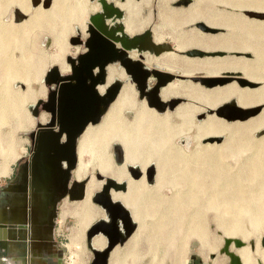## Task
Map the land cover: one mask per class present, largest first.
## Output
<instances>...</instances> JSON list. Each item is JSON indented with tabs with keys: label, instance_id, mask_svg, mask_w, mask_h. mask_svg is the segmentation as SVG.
I'll list each match as a JSON object with an SVG mask.
<instances>
[{
	"label": "bare ground",
	"instance_id": "6f19581e",
	"mask_svg": "<svg viewBox=\"0 0 264 264\" xmlns=\"http://www.w3.org/2000/svg\"><path fill=\"white\" fill-rule=\"evenodd\" d=\"M260 1H258V5L260 6L262 4L261 6H263L264 3H261ZM245 2L247 3V0ZM250 2L251 1L249 0V3ZM246 3L243 2V4L245 5ZM2 4L7 5L4 0H0V8ZM66 4L63 3L62 0H52V3L48 9L35 8L36 10H33L34 12H32L31 9L26 6L25 3H22L21 9L22 13H24L25 18L22 20L23 22H20L19 24H16L13 21V17H11L12 19H10V21H4L3 13L2 11H0V71H2L6 75L12 74L15 75V77L23 78L25 85V90L23 92L25 98L28 99L22 100L23 98H16L9 100L8 98L1 97L0 94V120H6L11 116H14V119L21 120V103H23L24 105V102L26 103V101L28 102L33 100L34 96L40 91V86H42L38 85V88H36L35 90L31 88L32 86H34L33 83L35 81L40 80V76L44 68L43 66L46 64L43 65L44 61L42 57L44 58V56L42 55H38L36 58L32 59L30 44H28L29 30L35 28L39 29L40 27H48L47 29L54 32L55 23L57 20L63 22L64 25H69L70 21H74L78 25L80 24L82 19L81 17L83 16L82 14L84 13H82V9H85V6L79 5L78 3L74 5ZM236 5L238 6L239 4ZM258 5H256L257 8ZM241 6L243 7V5ZM121 7H124L127 11V9H129L131 6L129 4H123L121 5ZM238 7H240V5ZM244 7L247 8V6ZM248 8H250V5ZM262 8L260 9L262 10ZM163 15L166 14L163 13ZM167 17H169V15ZM166 19L171 20V18ZM176 21L178 20L175 19V23ZM125 22V31L127 33H130L136 27L138 28L137 25H134V21L131 19H128ZM262 22L264 23V21ZM176 24L178 25V23ZM234 24L236 25V23ZM254 26L255 28L252 29L258 30L259 28L263 32V24L260 23L259 26ZM251 27H248L247 29ZM256 32L261 33L258 31ZM64 36H66V34H61L58 31L57 33L55 32L53 34V42L54 45L57 46L58 52L55 54H50L48 56V62L56 63L58 65L57 69L60 73L65 72L68 68V65L65 64L63 60V56L67 52V50L65 49L66 44L63 40ZM176 37H178L177 39L180 38L177 34ZM204 37L205 36H203V38ZM226 37L220 36V40L221 38V41H223L224 38L226 40ZM191 38L192 40H194L193 37ZM190 39H185L184 41H186L187 43V41ZM172 41L174 40L172 39ZM202 41H204V39ZM178 42L181 41H177V43ZM196 42L198 41L196 40ZM181 43L182 45H184V42ZM216 43H218V40L217 42H215V44ZM221 43H219V45ZM201 44H203V42H201ZM215 44H212L213 47L212 45L210 47L216 48ZM259 44L260 43H258V45ZM18 45H24V48L23 50L21 47L17 49L19 52V56L14 57L12 51L8 50V47L12 48ZM178 46L179 48L177 49H180V45H177V47ZM198 46L204 47L200 44H198ZM255 46H257V44ZM222 47L220 46L219 48ZM233 47H235V44L233 45ZM261 47L258 46L257 48H259V50H262L260 49ZM223 48L225 49L226 47ZM255 55L256 57L258 56L257 54ZM129 56L132 57L133 54L131 53L129 54ZM223 58L222 60L224 62L225 58ZM187 59L183 57L179 59L178 56L175 55L172 51H163L158 57L143 56L144 64L153 65L156 66L158 69L162 70L163 73L158 75V78L160 79L165 78L168 75L167 73H169L170 71H174L176 68L180 70L181 76H190L193 73H200L201 71H205L203 69L200 70L201 67L199 70H195V67L198 66L201 61L198 62V65L195 66V61H193V59H190L191 62L193 61L192 63L195 66L194 67L190 65L191 67L195 68L193 69L189 66L190 63L188 64L189 60L187 61ZM218 61H221V59L217 58V62ZM207 62H209V60ZM212 62V64L215 63L214 61ZM228 63L231 62L227 61V64ZM217 64L218 63H216V65ZM252 65L253 64H251V66ZM203 67H206V65ZM209 70L210 71L205 72L211 73L210 75L216 74L214 71L211 70V68ZM238 70L235 69L233 70V72L236 73L238 72ZM103 72V82L101 84L95 85V89L98 94H101L104 88L112 85V83L117 81L116 79H120L122 82L120 83L113 99L108 103L109 106L107 104L108 108L102 115V117L100 115L101 118L99 117L97 122L93 124L87 123L79 133L80 135L77 141V150L79 159L81 160L84 155L88 156L91 159V165L97 170V172H99L100 175L109 177L116 182L124 183L125 190L123 188L122 191L111 189H109L108 191L110 199L118 201L121 204V206L127 211L130 220L134 224L133 230L121 242V244H123L126 239L131 235L132 236L130 237V241L128 240L129 243L131 241H133V243H136L138 240L141 239L142 225L144 220L143 216L145 210L143 204L147 203V206H149L150 203H153V205H155L159 201V197H151V194L153 192V185L146 181L143 174L146 166L151 162L152 158L155 167V186H161L163 184L165 185L166 183L182 185L187 191V197H185L184 199L187 200L190 205H198L201 202L202 205L205 206V208L210 207L211 209L216 211H214V216H217L216 219L220 222V225L218 227L221 228L222 232L224 233V236H226L227 238H238L240 239V241L245 242L252 235V232L254 233V230L259 231L260 228L264 227V135L252 141L248 137H245L247 132L246 127L234 123L235 125L227 127L229 128V130L227 129L228 134L226 138H224V140L216 148L213 147L215 149L208 148L210 147L209 144H204L202 148H199V146H201L199 145L198 148H196V150L192 154V156L186 158L177 154L178 150L174 147L176 137L181 133H185L183 132L184 128H186L185 131L187 132H190L192 130V127H189V123L193 121L191 118V114H193V111L199 110L200 107L197 108L195 105H189L184 100V102L182 101L176 103V105L171 109H165V105L161 103V101H168L170 98H176L179 95H183L186 97V99H192V102L193 100H195L199 103H203L204 106H207V108L209 107L213 109L216 106L225 102H232L240 106V108H248L251 107V105L253 104H260L264 102V83L261 86L255 85L256 88L254 87V89H250L246 86L244 88L237 87L235 85L236 83L234 84L230 82L224 86L221 85L220 87H213V89L211 90H206L204 88H201L200 86H197L196 84H185L181 80L169 79L161 86H159L156 90L160 100L158 98L155 100V98L153 97V93H151V106L148 107L146 106L147 104H144L143 101L140 100V98L138 102L134 100V92L132 90L131 83L127 82V80L124 78L123 70L115 68L114 66L109 65L107 63L104 66ZM251 80L255 82H260V80ZM151 107H161L165 110L161 113H157ZM202 108L203 107H201V109ZM127 112L131 113V119L123 117V114H126ZM213 115H208L205 120L203 119V121L196 123V130L207 131L206 133L225 131L226 129L224 130V127H221L220 120L213 117ZM216 117L219 116L216 115ZM24 119L29 120L28 116L27 118L25 116ZM251 123L257 129L264 127V107L260 109V111L258 112V116L254 120H252ZM231 124L232 123H230V125ZM196 134L197 133H194V135ZM248 141L250 143H247ZM112 142H116L122 147L123 159L120 165H115L114 162L111 161L112 159L110 158L109 153H107L106 151L107 146ZM244 143H247L248 145L250 144V147H248L249 150L250 148L254 149L253 152L246 157V159H248V161L250 160V162H248L244 167L242 166L243 170L241 168L242 172L240 174L228 175L227 172L229 166H227L226 162L224 163L223 161V159L226 157L225 152L229 150V152L233 151V153L235 152L236 154V151L240 147H243ZM201 150L203 152H201ZM235 154H231V156H235ZM11 156H14L12 158L14 160L17 156H19V154L7 153V157ZM86 166H88V163H86ZM129 166H137L142 171V175L139 177L138 174V176L135 178L131 177L129 171H127ZM99 185L100 184L95 183V181L93 180H90L87 184V196L83 199L81 205L82 207L80 206V208L82 209L80 211H76L78 212V223H80L81 225L85 226L89 224L94 219V217L103 215V213L98 208L92 207L88 203L90 197V190L93 188H97ZM167 204L168 208L164 211L156 209V213L159 217L157 218L156 224L153 225V238L155 240L153 248L155 250L152 251L153 253L151 257V262L149 264H159V262L155 258L157 250H163V255H165L167 252H172L175 258L173 264H183L185 239L183 237L184 234L182 233L187 230L185 226V221H188V229L191 231V233L200 238L202 247H205L208 244L206 234L207 227H204V225L202 224V221L205 220L203 217H200L199 215L194 216L193 214L184 213L183 208L185 206V202L182 200H176L174 198H171V201H168ZM153 214H155L154 209ZM179 232H182L181 237L179 239H176L177 233ZM89 244L95 249H100L104 244V238L102 235L99 234L93 235L89 238ZM242 244L236 248H232L229 243V247L237 256L240 264H253L249 246L245 245V243ZM117 245L118 244H115L109 249L106 258V264H108L110 254ZM122 250L124 249L122 248ZM124 253L126 252L122 253L123 256L125 255ZM163 255L162 257H164Z\"/></svg>",
	"mask_w": 264,
	"mask_h": 264
},
{
	"label": "rangeland",
	"instance_id": "374dc122",
	"mask_svg": "<svg viewBox=\"0 0 264 264\" xmlns=\"http://www.w3.org/2000/svg\"><path fill=\"white\" fill-rule=\"evenodd\" d=\"M4 1L5 3H7V5L2 4L0 8V11H2L3 13V20L10 21V19H12L11 17H13V21L16 24L23 22L22 20L25 18L24 13H22V9H21L22 3H25L26 6L31 9L32 12L36 10L35 8L48 9L52 3V0H4ZM103 1L105 4H109L111 6L113 5L115 8H117L120 11L119 17H115L114 14H111L110 17L106 18L103 13L105 11H102L99 0H62L63 3L65 4L67 3L66 5H74L78 3L79 5L85 6V9L84 8L82 9V13L83 12L84 13L82 14L83 16L81 17L82 19L79 25L74 21H70L71 26L70 24L64 25L63 22H61L60 20H57L55 23L54 32L47 29L48 27L46 28L40 27L39 29L35 28L32 30L31 29L29 30L28 44H30V48L32 52L31 53L32 59L36 58L38 55L40 56L42 55L44 56V58L42 57L44 61L43 65L46 64L43 66L44 68L40 76V80L35 81L33 83L34 86H32L31 88L35 90L36 88H38V85H42V86H40V91L34 96L33 100L28 101V102L26 101V103L23 101L24 105L23 103H21L22 104V109H20V111L22 112L21 120L14 119V116H11L6 120H0V168L5 165L6 159H9L8 161L12 162L13 168L17 169V165L21 164L28 154L29 140H28V137L26 136V133H28L29 131H33L37 123L42 124L48 118V113L42 110L40 105L42 101H45V96L47 94V86L49 85V87L52 88L53 85L49 83L46 86V84L43 83L42 78L47 77L49 73L48 70L50 68H55V70L59 74L68 73V68L65 72L60 73L57 69L58 65L56 63L48 62V56L50 54H55L58 52L57 46L54 45V42H53V34L55 32L57 33V31L61 34H66L63 40L66 44L65 49L67 50V52L63 56V60H64V63L67 64L66 63L67 57H74L76 54L81 53L85 50V48L82 45V41H84L88 37L87 32H88L89 26L93 27V25L89 22V20L93 18L94 15H96L97 13L101 14L102 22L105 25L109 26V25H114L116 23L119 24L125 36L130 37V36L137 34V36L139 37L138 40L141 43H144L145 38L144 36H142V34L147 33V35L145 36L146 39L152 42L153 44L155 45L165 44L169 46L167 50L166 49L161 50L158 54H153L152 51H148L146 50V48L144 50H140L136 48L124 49V53L127 58H129L132 62L137 63V65L142 70L147 71V73L141 79V83L143 84V86H142L140 100H142L144 104H146L145 97L148 98L151 104V93H152L151 88L153 87L156 81L155 77L151 74V70H157L158 72H160V74L163 72L161 69H158L156 66L144 64L143 56H149V57L157 56L158 57L163 51H172L175 55L178 56L179 59H181L182 57L185 59L188 58L187 61L189 60L188 62V64L190 63L189 66L190 65L196 66L198 65V62L201 61L202 63L200 62L198 66L196 67L194 66L196 69L194 67H191V66L190 67L195 70H199L201 67L200 70L203 69L205 71H210L209 69L211 68V70L216 73L215 75H210L211 73H206L205 71L203 72L201 71L200 73H193L190 76L189 75L181 76L180 70L176 68L174 71H170L169 73H167V74L172 75L170 80H181L185 84L186 83L196 84L197 86H200L201 88H204L206 90H211L213 89V87L217 88V87H220L221 85L224 86L230 82L234 84L236 83L235 85L237 87L244 88L246 86L250 89L251 88L254 89L255 85L261 86L264 83V72H263L264 29H262L263 32L259 28L258 30L252 29V28H255L254 25L259 26L260 23L263 24L264 26V23L262 22L264 21V4L263 6H261L262 5L261 4L260 5L261 7H260L258 5L259 4L258 1L260 0H250L251 1L250 3H249V0H247V3L245 2L246 0H103ZM242 1L246 3V5L243 4ZM260 2L264 3V0L263 1L261 0ZM39 4H42V5H39ZM123 4L125 5L129 4L131 6L129 9H127L128 12L126 11L124 7H121V5ZM236 4H239L240 7H238L239 5L237 6ZM241 5H243V7ZM249 5H250V8H248ZM256 5H258L259 9L257 8ZM244 6H247V8ZM260 8H262V10ZM163 13H165L166 15H163ZM168 15L169 17H167ZM185 16H189V17H185ZM165 17L169 19L171 18L173 22L171 20H167ZM128 19L133 20L134 25L138 26V28L137 27L134 28L130 33H127L125 31V23H126L125 21H127ZM175 19L178 20L176 21L178 25L175 23ZM234 23H236V25ZM251 24H252V27H251ZM248 27H251V28L247 29ZM256 31L261 32V33H257ZM113 32L116 34L118 33L115 31ZM181 32L183 33V35ZM176 34L180 37L179 39H177L178 37H176ZM222 35L224 37L228 36L226 37V40L225 38L223 39V41H221L222 38L220 40V36L223 37ZM157 36H159L160 38ZM203 36L205 37L203 38ZM191 37H193L194 40H192ZM227 38H228V41H227ZM172 39L175 42L172 41ZM185 39L186 40L190 39L188 41H191V42L187 41L186 43V41H184ZM195 39L198 42H196ZM203 39L205 42L202 41ZM217 40H218V43H216L217 44L216 45L215 42H217ZM177 41L184 42L183 43L184 45H182L181 42L177 43ZM201 42H203V44L205 43L206 44L203 45L201 44ZM211 42H214V43H211ZM221 42L224 44H222ZM112 43L114 47L120 48V46H118L119 45L118 42H112ZM194 43H198L204 47L198 46V44H194ZM219 43L221 44L219 45ZM230 43L233 45L235 44V47H233V45H231ZM258 43L260 44L258 45ZM212 44H215L216 48H211L210 46ZM256 44L257 46H255ZM177 45H180V49H177L179 48V46L177 47ZM23 46L18 45L12 48L8 47V50L12 51V54L14 57H18L19 52L17 49L21 47L23 50L24 48ZM220 46L221 47L223 46L226 48L225 49L223 47L219 48ZM258 46L259 47L262 46L260 48L262 50H259V48H257ZM131 53L133 54L134 57L129 56V54ZM253 53L257 54L258 55L257 57H259L260 54L261 55L259 58H257L256 55ZM223 57L225 58L224 62L222 60ZM217 58L221 59V61L217 62ZM190 59H193V61H195L194 65L192 63L193 61L191 62ZM208 60L209 62H207ZM196 61H197V64H196ZM203 61H206L207 63ZM212 61L215 62L214 63L215 66L214 64H212L213 63ZM227 61L231 63L227 64ZM251 61L254 63H252ZM216 63L220 65L218 64L216 65ZM108 64L114 66L115 68H119L122 70V68L119 66L117 61L110 62ZM251 64L253 65L251 66ZM205 65L206 67H203ZM229 68H231L232 70ZM235 69L236 70L239 69L238 72L234 73L233 70ZM123 74L127 82L131 83V87L134 92V95H133L134 100L138 102L139 97H138V91L135 88V83L130 80L128 74H125L124 72ZM133 76L135 77V80H137V82H140L139 75L135 74ZM238 77L239 79L242 78L245 82L242 83L238 81ZM200 78H220L223 80L225 79V81L222 84H217L218 86L214 84L208 87L202 83H199L198 79ZM251 79H254V80L261 79V80L260 82L258 81L255 82V81H252ZM116 80L119 82V85H120L122 81L120 79H116ZM206 82H209V80H207ZM0 87H1L0 88L1 97L8 98L9 100L16 99V98H21V99L23 98L22 100L27 99L25 98L24 92H23L25 90L24 79L21 77H15V75H12V74L6 75L2 71H0ZM156 95H157V98L159 99L157 92H156ZM184 100L189 105H195L197 108L199 107L200 108L199 110L193 111V114H191V118L193 121L189 123L190 124L189 127L191 126L192 130L190 132L189 131L187 132L185 131L186 128H184L183 132L185 133H181L180 135L176 137L175 145L177 147L175 145L174 147L178 150L177 154H179L180 156H183L186 158L189 156H192V154L194 153L196 148H198L199 145H201L199 146V148H202L204 144H209L210 147L208 148H213V147L216 148L218 145H220V143L224 140V138H226L228 134L227 129L229 130V128L227 127H231L232 125H235V124L245 126L246 131L248 132V133L246 132L245 137L246 138L248 137L252 141L264 135V127L257 129L251 123V121L254 120L258 116V112L260 111V109L264 107V102L260 104H253L251 105V107H248V108L241 107L244 110H252L251 113L253 114L249 115L247 118H243V119L233 118L232 120L226 116L216 117L213 111L216 109L217 106L213 109L209 107L207 108V106H204L203 103L201 102L199 103L195 100H193L192 102V99H188V98L186 99V97L183 95H179L176 98L175 97L170 98L168 101H161V103L165 105V109H171L176 105V103H179L182 101L184 102ZM174 101L175 103L172 104ZM234 105H236L237 107H240L237 104H234ZM30 106L32 108H29ZM108 106L105 108L102 115L105 113ZM201 107L203 108L201 109ZM151 108L155 110L157 113H161L162 111L165 110V109H162L161 107H158V108L151 107ZM225 108L227 110V108L229 107H225ZM208 115H213V117L220 120L221 127L222 128L224 127V130L225 129L226 130L223 132H215V133H210V132L206 133L207 131H197L195 124L200 121H203V119L205 120ZM25 116L26 118L28 116L29 120L24 119ZM123 117H126L127 119H131V113L127 112L126 114H123ZM230 123L232 124L230 125ZM194 133H197L198 135L197 134L194 135ZM79 135L80 134H78L77 139L75 140V145H76L75 164H74L73 169L70 171L69 180L78 181L82 178H85V181L83 183V188H82V196L80 199H77V200H68L66 197H63L55 203L54 215L52 218L51 235H50L51 242L49 245L48 243H46L44 246H41L40 248L41 250H39V253H38L39 259L41 258L45 264H89L91 253L85 244V237H84L85 229L90 223H93V221H95L96 219L101 218V217L104 218V213L102 209L95 203L91 202L90 197H89L88 203L90 204V206L98 208L103 213V215L94 217V219L85 226L78 223L79 218H78V212L76 211H80L82 209L80 208V206L82 205L83 199L87 196V184L89 183L90 180H93L95 181V183H98V184L101 183V180H96L93 177V173L97 172V170L93 168V166L91 165V161H90L91 159L86 155H84L81 160L79 159L78 150H77V141H78ZM247 143H250V142L248 141ZM247 143H244L243 147H240L236 151V154L235 152L233 153V151H230V152L229 150H227L226 152L224 151L226 153V154L224 153L226 155L225 157L226 159L224 158L223 161L224 163L226 162L227 166H229L228 172H227L228 175L240 174L243 170L242 166L244 167L248 162H250V160L248 161L246 157L249 154H251L254 149L250 148L251 150L250 151L248 148L250 147V144L248 145ZM112 144L117 145V148L121 154L119 163L118 164L114 163V164L120 165L123 159L122 147L120 144L116 142H112L107 146L106 151L107 153H109V156L112 159L111 160L112 162H114ZM201 152L203 151L201 150ZM7 153H11V154L16 153L22 156L21 157L17 156L13 160L12 158L14 156L7 157ZM231 154H235V156H231ZM86 163H88V166H86ZM150 168L152 169L151 178L146 181H148L150 184L153 185V192L151 194V197L153 198L159 197V201L155 205H153V203L152 204L150 203L149 206H147V203L143 204V207H145V210H144V216H143L144 220H143V225H142L141 239L138 240L136 243L135 242L133 243V241L129 243L130 241V238H129L128 239L129 241L127 240L123 245L118 244L114 248L115 252L110 254L109 264H149L151 262V257L153 253L152 251L155 250L153 248L154 246L153 244L155 243V240L153 238V225L156 224L157 218L159 217L158 214L156 213V209L162 210V211L167 209L168 208L167 203L168 201H171V198L184 201L185 206L183 208V212L187 214L188 213L193 214L194 216L199 215L200 217H203L205 220L202 221V224L204 225V227H207L206 234H207L208 244L205 247H202L200 238L192 234L191 231L188 229L189 227L188 221H185L186 222L185 226L187 230L184 231L183 233L182 232L177 233L176 239H179L181 237V233L184 234L183 237L185 239L183 264H190V262L192 264H196V259L200 260L202 264H222L225 261L226 257L222 254H218L217 248L221 244V238L223 237L227 238V237L224 236V233L222 232L221 228L218 227L220 225V222L217 221L216 219L217 216H214L216 211L211 209L210 207L205 208V206L202 205L201 202H200L201 204L199 203L198 205L197 204L190 205L188 201L184 199L185 197H187L186 196L187 191L182 185H178V184L174 185V184L166 183L165 185L163 184L161 186H155V181H154L155 167L153 163V158L144 170V173H143L144 177L146 176L147 171ZM129 170L130 172H134V171L137 172V174H139V177L142 175V171L137 166L135 167L129 166L128 171ZM9 182L10 181H6V178L0 179V195L1 193L4 192L5 193L4 196L7 195V202L17 204L18 201L14 199L15 196H17V194L14 191H9V187L7 186ZM98 188L99 186L97 188L91 189L89 192L90 196ZM118 191H122V190H118ZM153 209H154L155 214H153ZM3 213L6 216L5 218H8V215H9L8 210L3 209ZM261 237L264 240V227L260 228L259 231L254 230V233L252 232V235L245 242L244 241L242 242V243H245V245H248V241L249 240L252 241L253 245H252V248H250V253H251L253 264H256V262H258L259 264H264V244L263 245L259 244V238ZM228 238H231V237H228ZM34 242L36 243V241ZM122 248L124 250H122ZM123 252H126L125 253L126 255L123 256L122 254ZM209 253H212V254H209ZM162 255H163V250H157L155 254V258L159 262V264H173L174 263L175 258L172 252H167L165 255H163L164 257H162ZM32 264H36V261H32Z\"/></svg>",
	"mask_w": 264,
	"mask_h": 264
},
{
	"label": "water",
	"instance_id": "95a60500",
	"mask_svg": "<svg viewBox=\"0 0 264 264\" xmlns=\"http://www.w3.org/2000/svg\"><path fill=\"white\" fill-rule=\"evenodd\" d=\"M99 1L106 18L111 14L119 17L120 11L117 8L105 4L103 0ZM89 22L93 27L89 26L88 37L82 41L85 50L74 57L66 58L68 73L59 74L55 68H50L47 77L42 78L46 86L49 83L53 85L52 88L47 86L45 101L40 105L42 110L48 113V118L42 124L37 123L33 131L26 133L29 140L27 157L17 165L16 172L7 185L9 191L17 194L14 199L18 203L6 208L9 212L8 218H5L3 209H0L1 243L6 240L13 243L19 241L24 243L23 249H26V245L27 248L34 244L44 246L51 237L55 203L63 197L68 200L81 198L85 178L78 181L69 180L70 171L75 164V140L87 123L97 122L119 87V82L115 81L111 87L104 88L101 94L96 92L95 85L103 82L104 66L117 61L123 72L135 83L140 98L143 86L141 79L147 71L127 58L124 49L146 48L157 54L169 48L165 44L155 45L148 41L145 37L147 33L142 34L145 38L144 43L138 40L137 34L125 36L119 24L105 25L100 13L94 15ZM112 42H118L120 48L114 47ZM135 74L139 75L140 82L135 80L133 76ZM151 74L156 79L151 88L156 100L157 87L168 81L172 75L168 74L160 79L158 78L160 72L157 70H151ZM207 80L209 82H206ZM198 81L210 87L214 84H222L225 79L200 78ZM238 81L245 82L241 78H238ZM145 102L151 106L146 97ZM174 103L175 101L172 104ZM225 107L229 108L226 110ZM251 111L237 107L232 102H226L217 106L213 112L217 116H226L232 120L252 115ZM112 150L113 161L118 164L121 154L116 144H112ZM151 172L152 169H148L146 180L151 178ZM130 175L134 178L138 176L135 171L130 172ZM93 177L101 180V183L90 196V201L102 209L104 218H98L87 226L84 235L85 244L91 253L89 264H106L109 249L115 244H121L133 230L134 224L127 211L118 201L111 200L108 193L109 189L123 190L124 183L116 182L97 172L93 173ZM15 212L19 215L18 220L12 217ZM11 232L12 234L9 235ZM96 234L104 238V244L100 249H95L89 244V238ZM229 243L232 248H236L242 244V241L237 238H221L217 253L226 257L222 264H240L237 256L229 249ZM259 244H264L262 237L259 238ZM252 245V241L249 240V248H252Z\"/></svg>",
	"mask_w": 264,
	"mask_h": 264
},
{
	"label": "crops",
	"instance_id": "0c3cea01",
	"mask_svg": "<svg viewBox=\"0 0 264 264\" xmlns=\"http://www.w3.org/2000/svg\"><path fill=\"white\" fill-rule=\"evenodd\" d=\"M20 157L22 155H19ZM8 163V164H7ZM7 164V166H6ZM6 168H5V167ZM2 166L0 168V179L1 178H6V181H11V178L13 177V175L15 174L16 172V169L13 168V164L12 162H9L8 160H6V163L5 165ZM3 168V169H2ZM8 169V170H7ZM7 172V173H6ZM5 174V175H4ZM12 217L15 219V220H18L19 219V215L15 212L13 213ZM103 218V217H101ZM133 219V218H132ZM135 221V220H134ZM136 222V221H135ZM137 224V223H136ZM137 230V228H136ZM135 230V231H136ZM132 236V235H131ZM129 236L126 241L131 237ZM125 241V242H126ZM51 242V237L49 238V240L46 242L48 243V245L50 244ZM124 242V243H125ZM123 243V244H124ZM4 244L7 245V252H1V256H3L2 258H4L6 260V262H11L12 264H23L26 263V264H32V261H36V264H45L43 262V260L40 258L39 259V256H38V253H39V250H41V246L39 244H34L32 245L31 247L27 248V245L25 246L26 249H20V248H16L14 246L15 243H13L12 241L10 240H6L5 242H3L1 244V250L3 249V246ZM123 244H119V245H123ZM64 247V246H63ZM115 250V249H114ZM112 251L111 253L115 252V251ZM117 253V252H116ZM125 254V253H124ZM126 255V254H125ZM38 256V257H37ZM108 264H109V261H108Z\"/></svg>",
	"mask_w": 264,
	"mask_h": 264
},
{
	"label": "flooded vegetation",
	"instance_id": "af4514ba",
	"mask_svg": "<svg viewBox=\"0 0 264 264\" xmlns=\"http://www.w3.org/2000/svg\"><path fill=\"white\" fill-rule=\"evenodd\" d=\"M108 87H111V85L110 86H108ZM102 115V114H101ZM101 118V117H100ZM77 139V138H76ZM75 155H76V145H75ZM4 192L3 193H1V195H0V208L1 209H6L7 208V206L9 207V206H13V205H15L16 203H11V202H7V195L6 196H4ZM9 201V200H8ZM5 216V215H4ZM6 217V216H5ZM10 231V230H9ZM10 234H12V232L11 233H9V235ZM18 235H20V233H18ZM3 243V242H2ZM1 242H0V264H12L11 262H6V260L4 259V258H2L3 256H1V252L3 251H5V252H7V245L6 244H4V246H3V249L1 250V244H2ZM15 244H14V246L16 247V248H22L23 249V247H24V243H22V242H14ZM23 264H26V263H24L23 262ZM190 264H192L191 262H190ZM196 264H202L201 263V261L200 260H198V259H196Z\"/></svg>",
	"mask_w": 264,
	"mask_h": 264
}]
</instances>
